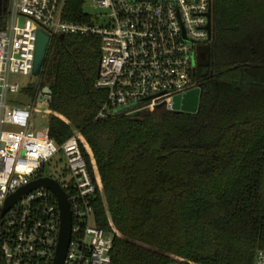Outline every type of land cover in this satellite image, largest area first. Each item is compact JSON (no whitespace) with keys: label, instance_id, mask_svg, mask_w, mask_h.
Wrapping results in <instances>:
<instances>
[{"label":"trees","instance_id":"1","mask_svg":"<svg viewBox=\"0 0 264 264\" xmlns=\"http://www.w3.org/2000/svg\"><path fill=\"white\" fill-rule=\"evenodd\" d=\"M83 1L69 0L65 17L86 21ZM204 49L194 114L98 118L96 36L54 38L27 89L50 111L57 144L83 137L112 264H254L264 248V0H214Z\"/></svg>","mask_w":264,"mask_h":264},{"label":"built area","instance_id":"2","mask_svg":"<svg viewBox=\"0 0 264 264\" xmlns=\"http://www.w3.org/2000/svg\"><path fill=\"white\" fill-rule=\"evenodd\" d=\"M69 0H11L0 31V264H55L61 211L55 193L39 187L3 212L8 199L40 178L57 181L72 214L64 264H112L113 232L96 225L98 181L83 153L81 133L59 145L49 126L37 129L34 107L15 106L22 88L13 75H33L38 31L96 36L101 57L96 88L106 93L98 118L134 116L153 107L170 112L175 99L195 89L199 49L209 40L214 0H84L107 20L85 12L86 21L65 17ZM23 18V22L21 19ZM39 103H43L39 101ZM66 168L44 175L57 155ZM254 264H264V248Z\"/></svg>","mask_w":264,"mask_h":264},{"label":"water","instance_id":"3","mask_svg":"<svg viewBox=\"0 0 264 264\" xmlns=\"http://www.w3.org/2000/svg\"><path fill=\"white\" fill-rule=\"evenodd\" d=\"M7 11H8L7 4L4 3L3 0H0V17L2 14L7 13ZM208 17H209V24L207 26V29L210 35L208 40L209 43L212 39V14L209 13ZM1 29H2V22L0 20V31ZM60 38L63 39L64 35H61ZM50 39L51 37L48 33H46L43 30L38 31L35 59H34V68H33V75L35 76H39L41 74L47 56V52L50 46ZM199 56L201 60H205L207 57V51L205 52L204 50L200 52ZM45 93L48 95L50 93V90L47 89ZM200 99H201L200 89H195L193 91H190L185 95H183L182 97L178 96L175 99V108L180 111H177L176 113H181V112L191 113V114L197 113L199 110ZM39 187H46L52 190L57 196V199L59 201V207L61 211V228H60L59 243L57 247L55 264H64L67 249L71 239L72 214L67 196L57 181L51 178H40L32 182L31 184H29V186L24 187L18 193L12 195L8 199L6 203V207L3 212L5 213L13 204H15L22 197L23 194H26Z\"/></svg>","mask_w":264,"mask_h":264},{"label":"rangeland","instance_id":"4","mask_svg":"<svg viewBox=\"0 0 264 264\" xmlns=\"http://www.w3.org/2000/svg\"><path fill=\"white\" fill-rule=\"evenodd\" d=\"M83 9L86 13L93 15L95 17H99L98 23L101 24L105 20H107V17L105 15V11L103 9H98L95 8L93 4L90 2H86L83 6ZM21 22H23V18L21 19ZM204 45L199 46L202 48ZM203 60H199L202 62ZM41 80V77L35 76V75H29V76H24L21 74L18 75H13L11 76V82L19 84L22 88L21 92L16 96L18 100L15 102V106H25L30 104L31 106L34 107L35 111V117L33 119V123L36 126L37 129H44L49 126V118H50V111L46 107V104L44 101L43 103H39L38 100H36L32 95H30L29 92H27V89L30 87H35L39 85ZM146 111H168L166 106H161V107H153L150 108ZM65 159L62 158V155L59 154L56 156V158L47 165L44 171V175L46 176H56L64 172L66 165H65ZM97 177L99 179L98 173Z\"/></svg>","mask_w":264,"mask_h":264},{"label":"flooded vegetation","instance_id":"5","mask_svg":"<svg viewBox=\"0 0 264 264\" xmlns=\"http://www.w3.org/2000/svg\"><path fill=\"white\" fill-rule=\"evenodd\" d=\"M205 49H204V46L202 47V48H200L199 49V52H202V51H204ZM205 52H206V50H205ZM207 56H208V54H207ZM200 57V56H199ZM205 60H207V57H206V59ZM205 60H203V61H205Z\"/></svg>","mask_w":264,"mask_h":264}]
</instances>
